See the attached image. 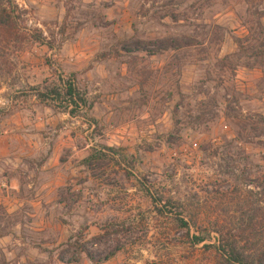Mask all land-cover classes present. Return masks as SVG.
<instances>
[{
    "label": "rangeland",
    "instance_id": "obj_1",
    "mask_svg": "<svg viewBox=\"0 0 264 264\" xmlns=\"http://www.w3.org/2000/svg\"><path fill=\"white\" fill-rule=\"evenodd\" d=\"M1 5L0 264H94L79 248L95 264H218V233L257 243L264 0ZM59 77L88 116L32 96ZM160 197L172 215L156 214Z\"/></svg>",
    "mask_w": 264,
    "mask_h": 264
},
{
    "label": "trees",
    "instance_id": "obj_2",
    "mask_svg": "<svg viewBox=\"0 0 264 264\" xmlns=\"http://www.w3.org/2000/svg\"><path fill=\"white\" fill-rule=\"evenodd\" d=\"M10 26H12V19L10 13L5 6L1 5L0 9V31L4 32ZM40 42V41H38ZM42 42V41H41ZM238 48L241 47L240 41L235 39ZM259 49L264 52V38L260 39ZM32 96L41 104L50 107L62 114H66L71 118H80L84 115L88 116L92 106L88 102L86 95L82 92L75 81V78H62L54 80H46L41 85L31 88ZM91 122L95 123L94 119L89 117ZM176 202L172 200H166L163 197L153 201L155 212L158 216L162 217L165 214L172 215L171 210H175ZM168 210V211H167ZM175 218L181 217L179 220L181 226L188 228V224L184 222L183 215L175 214ZM264 218V216H262ZM258 219V218H257ZM250 221L249 226L252 229L259 227V224L254 221ZM259 222H262L258 219ZM196 242H201L200 239H195ZM242 243L237 241L230 234L218 233V239L216 240L215 249L220 259L218 264H264V235L257 241L256 244L250 245L246 239L243 246ZM79 258L82 254L88 258L91 263H98L87 251H81V248L76 249ZM116 250L110 252L103 261H107L116 254ZM63 260V259H60ZM80 259H69L66 262L68 264L76 263Z\"/></svg>",
    "mask_w": 264,
    "mask_h": 264
}]
</instances>
